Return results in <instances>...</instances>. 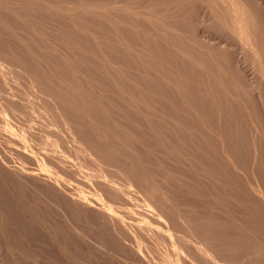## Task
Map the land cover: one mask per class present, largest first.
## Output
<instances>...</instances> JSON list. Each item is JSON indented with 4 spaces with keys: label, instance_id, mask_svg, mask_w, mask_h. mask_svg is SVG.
<instances>
[{
    "label": "rangeland",
    "instance_id": "obj_1",
    "mask_svg": "<svg viewBox=\"0 0 264 264\" xmlns=\"http://www.w3.org/2000/svg\"><path fill=\"white\" fill-rule=\"evenodd\" d=\"M182 1L0 0V59L7 63L6 81L18 84L17 88L4 91L9 101L0 102V109H5V116L0 115V129L4 122L12 124L13 121L19 126L15 125L17 133L35 135L32 145L38 156L48 155L60 146L63 150L64 147L55 158L58 163L52 162L50 166L60 172L69 168L65 176L72 180L79 181L76 170H81L80 174L82 170L92 171L91 177L94 178L100 171L96 166L106 159L103 165L114 182L148 186L152 192H145V195L154 200L159 209L167 210L169 203L175 208L176 217L171 221L174 219L175 224L180 225V218L182 221L190 218L192 225L188 234L198 232L201 240L211 246L212 252H217L216 256L218 254L228 261L231 247L227 245V239L231 234L232 221L239 216L246 220L249 213L246 193L252 180L246 182V179L253 174L251 163L255 150L250 142L252 140L243 133L242 117L238 118L241 115L234 108L237 111L233 109L234 123L237 124L234 129L238 137L232 141L231 148L241 160L240 168L246 177L240 179L238 173L224 167L227 160L221 156V142H211L210 134L204 133L201 125L197 127L199 123L195 116L202 114L208 117L204 118L206 121L209 119L212 128L216 127L217 112L210 90L221 91L222 101L229 105L230 99L222 89L231 86L228 90L233 91V85H224L225 81H219L224 74H229V62L225 64L229 60L222 55L224 50L222 46L218 47L219 41L214 35L220 32L219 27L215 22L207 23L206 15H203L204 0ZM216 1L222 6L220 0ZM250 1L253 3L248 0L246 5L244 2V10L249 7L254 12L264 11V0ZM263 22L264 17L260 24ZM159 45L160 48H157ZM201 47L206 54L208 52L207 56L200 54L203 52ZM154 51L162 54L161 57L167 52L168 56L160 60L159 54H151ZM167 59H171V63ZM206 59H209L213 69L206 67ZM198 60L202 61L201 64ZM220 61L227 66L226 69L218 63ZM165 64L175 75L176 81H170L171 84L165 75L162 76L163 72L169 71ZM18 72L20 75L16 77ZM207 72L211 77L206 78ZM33 77L43 83L41 90L27 89L25 83ZM179 80L184 83L183 86L178 83ZM177 85L188 93L184 92L186 98L180 97L181 101ZM0 95L3 96V93ZM184 101L186 106H183ZM40 106L43 112L37 114ZM17 112L23 114L20 116ZM58 136L60 139L50 146L49 139H57ZM66 145L73 148L69 151ZM0 148L1 152H9L13 143L6 140ZM257 149L260 153L264 152V145ZM65 154L73 161L71 168L60 165V155ZM34 157L21 156L19 159L9 155L6 156L7 164H0V217H5L3 223L0 218V264H144L124 244L126 249L108 219L69 204L63 195L46 188L44 183L32 181L34 177L29 179L14 174L17 170L14 171L13 166L18 164V160L30 166L35 162ZM198 160L209 165L204 169L196 168L194 162ZM257 161L255 182L264 185V158L263 162ZM96 188L93 193L98 190ZM114 194V190L109 191V195ZM158 195L168 199L167 205L158 202ZM162 196L160 198L164 199ZM139 232L147 236L143 228ZM155 242L157 246L150 242L148 248L152 263L176 264L174 247L167 242L165 244L169 246L165 247L161 240ZM186 245L190 246V243ZM190 253L198 255L193 251ZM200 260V264H214L211 260Z\"/></svg>",
    "mask_w": 264,
    "mask_h": 264
},
{
    "label": "bare ground",
    "instance_id": "obj_2",
    "mask_svg": "<svg viewBox=\"0 0 264 264\" xmlns=\"http://www.w3.org/2000/svg\"><path fill=\"white\" fill-rule=\"evenodd\" d=\"M185 1L186 0H184V2ZM245 1L244 0H220V4L222 6H219L217 4L216 0H204L203 1V3L205 4V10L203 11V13H204L203 15L204 16L206 15L207 23L209 22V24H211V22H213V23L215 22L216 25L219 27L220 32H217L218 34H214V35H216L215 38L220 43V44L218 43V47L220 48V46H222V48L224 50L222 52V55L227 57V59L229 60V61L225 60L227 62L225 64H228V62H229V64H228L229 67H227L226 65L224 66V64L221 61H220L221 63L218 62L219 64H223L225 69H226V67L230 69L229 74H224L222 80H219V81H223V83L225 81L226 84H224V85H227V83L233 85L231 90L233 89L234 92L228 90V88L231 86H229L226 89L224 87L223 83L221 84L223 86V88H225L222 90L224 91V93H226V95L230 99V104L228 105V104H224V102L222 101V98H224V97H223V94H221V91H215L216 89L214 87H213L214 91L210 90V97L214 103L213 107H215V110L217 112L216 113L217 114V116H216V118H217L216 127L214 126V128H212L213 125L211 126L209 124V122H208L209 119L207 121L205 120V118L207 116L205 117L204 114H202V116H197V115L195 116V119L199 123V124H197V127L201 125V129H203V132L205 133V131H206L210 134V136H211L210 140H212L211 142H214L216 144H217V140H219V142H221V148H222V152H223L221 154V156L227 160L224 167L228 168V170L229 169L233 170L232 172H234V173L236 172V174L238 173L239 176H241V177H239L240 179H244V178L246 179V177H244L245 175H243L244 173L241 170L242 168H240V166H241V163L239 162L240 159H238V157L233 153L234 149L231 148L233 146L232 141H235L234 139L236 137H238V132H236L237 130L234 129V126L237 125V124L235 125V123H234L235 122L234 121L235 118L233 117V115H234L233 109L234 108H236L239 112L238 114L241 115L238 118L240 119L242 117V120H241L242 126L244 125V128H245V129L243 128L244 129L243 133L246 134V138H248V139L250 138V140H252L250 142H251V144L255 150V152L253 154L254 158L252 159L253 163H251L252 164V170L254 168L253 174L251 175V177L249 176L246 179V182H249L252 180V183H249V185H248V193H246L248 196V199H249V206H250L248 208L249 213H248V217L246 218V220L241 219L242 217L239 216L238 218L233 219V221H232L231 234L229 236V239H227L228 240L227 245H230L229 247H231L230 248L231 251L227 250L228 252L230 251V253H231V257H230V259L228 258L229 259L228 261H226L225 259L224 260L221 259L218 256V254L216 256L217 252H214V251L212 252L211 246H209V244H207L205 241L201 240V238H200L201 235H199L198 232L197 233L194 232L190 235L188 234L189 233L188 231L192 225V223H191L192 221L190 222L191 219L189 217H188L189 220L186 219L183 221L180 218V220H181L180 225L175 224L174 219H172V221L170 220L171 218L176 217V214L174 211L175 208L170 207L171 206L170 203L168 205L166 204L167 202H169L168 199H166V197L161 195L162 197H164V199H163V198H160L161 197L160 195H158V199H159L158 202L162 203L164 205L165 204L167 205V210H163V209L161 210L154 203V200L151 201V198L148 197L147 195H145V192H152V191L148 190L149 189L148 186L137 187V186H135V184L133 185L132 183L114 182L115 180L112 178L110 173L105 169L106 167L103 165L104 160H106V159L102 160L103 163L100 162L101 165H99L100 164L99 163L98 164L99 166H96V167H99L100 173L97 172L98 174H95L94 178L91 177L92 171L90 173V171H87V170L85 172L82 170L83 173H81V174H80L81 170L80 171L76 170L77 171L76 175L79 176V177L77 176V179L79 181L72 180V179L65 176L68 174L67 172H68L69 168L65 169L66 171L62 170V172H60L59 170L54 171L52 166H50V163H52V162L56 163L57 162L55 160V158H57V154H60V152H62L64 150V147L62 148L63 150H60V147H61L60 146L59 148L54 149V151L48 155H43V156L39 155L38 156L37 155L38 153L35 154L37 150L36 149L34 150V147L32 145V141L35 140V135H33V134L28 135V134H26V132H24L25 134L17 133L15 130V127H16L15 125H17V124L14 123L12 121V119H11L12 124H10V123L4 124L5 122L4 123L2 122L3 126H2V129H0V136L1 135L4 136L3 138H2V136L0 137L1 138L0 139V146H1V144H5L6 140L13 143V149H11L9 152L8 151L6 152V150H4V149H3L4 150L3 152L0 151V164H7L6 162L8 160L6 159V156H9V155L17 157L19 159H21V156H27V157L28 156L29 157L35 156L34 157L35 162L32 163L30 166L17 159L18 164L14 163L16 165L13 166V167L17 168V169L14 168V171L17 170V171H15L16 173H14V174L21 175V176H23L25 178H29V179L34 177V178H32V181H36V182L39 181L41 183H44L43 186H45L46 188H49L50 190H55L56 192L60 193L61 196L63 195L68 200L69 204L73 203V205L75 204L78 207L85 209L86 211L90 210V213L92 211H94L93 213L96 212L95 214H97V215L94 214L95 216H98L100 214L99 216L102 219H104V218H105V220L108 219V222L110 221L111 228L114 229V231L116 232V236L118 237V239L123 243V245L125 244L129 248L128 249L124 245L126 247V249H128V251L131 250L133 256L138 258L144 264H154L149 259V258H151V257H149L150 256V253H149L150 250L148 249V248H150L149 243L153 242V244L156 245L155 241L159 242L160 240L164 241V244H165V242H167L172 247H174V255H175L176 264H200L201 263V262L199 263L200 259L211 260V261H213L214 264H264V185L258 184V182H255L257 180V176H256L257 172L255 171V167L259 163L257 160H260V162H263V158H264V152L260 153V152H258V149H257L258 146L264 145V22L262 24H260V21H262L263 17H264V11L261 10L262 12H257L258 10L257 11L255 10V12H254V10H250L249 7H247V9L244 10L243 9V8H245V6H243L244 2L246 3V5L248 3V0H245ZM249 2L251 4L252 1L249 0ZM254 2H257V0H255ZM187 5H188V2H187ZM248 8H249V10H248ZM253 9H254V6H253ZM257 9H258V7H257ZM260 18L262 20H260ZM157 20H159V19H157ZM192 21H194V20L192 19ZM174 25L176 26V24H174ZM207 26H208V24H207ZM218 27H216V30H218L217 29ZM179 28H181L180 25H179ZM188 30H190V29H188ZM191 30H193V29L191 28ZM208 30H209V27H208ZM177 32H179V31H177ZM221 32H223V33H221ZM206 33H207V31H206ZM212 33H214V32H212ZM212 33L210 32V34H212ZM167 34H169V32ZM169 35H171V34H169ZM176 35H178V33ZM153 36H155V34ZM179 36H180V34H179ZM204 37L206 39L208 38L205 35H204ZM154 41H152V42H154ZM205 41L208 42L207 40H205ZM202 43H204V42H202ZM166 44H167V42H166ZM153 45L155 46L156 44H153ZM163 45H164V42H163ZM177 45H176V47H177ZM207 45H209V44H207ZM171 47H172V45H171ZM171 47H170V49H171ZM155 48H153V49L155 50ZM157 48H160V45ZM164 48H165V46H164ZM206 48H207V46H206ZM170 49H168V51ZM156 50H158V49H156ZM204 50L205 49H203V52H201L200 54H202V53L206 54L204 52ZM165 51H167V50H165ZM208 51L210 52V50H208ZM172 52H173V50H172ZM185 52H187V51H185ZM154 53H155V51L151 54H154ZM156 53H157V55L159 54L158 51H156ZM166 54H167V52L164 55L166 56ZM207 54H208V52H207ZM207 54L205 56H207ZM154 55H151V56H154ZM157 55L155 57H157ZM161 55H160V60L165 57V56L161 57ZM149 56H150V54H149ZM202 56L204 57L203 54H202ZM214 56L215 55H213V57ZM219 57H220V55H219ZM149 58H151V57H149ZM172 58H174V57H172ZM157 59H158V57H157ZM214 59H216V58H214ZM160 60H159V64H160ZM164 60H165V58H164ZM170 60L171 59H167L166 61L169 62ZM206 60L208 63V66H206V67L212 68L211 65H209V64H211L208 61L209 59H206ZM154 61H156V58ZM172 61H174V60H172ZM198 61H200V60H198ZM201 62L202 61H200V64H201ZM170 63H171V61H170ZM20 64H22V63H20ZM20 64L18 66H20ZM205 64H206V62H204V65ZM212 64H214V63H212ZM165 65L167 68L168 67L167 64H165ZM169 66H171V65L169 64ZM198 67H200V66H198ZM213 67L216 68L215 65ZM204 68L202 67L201 69H204ZM219 68H220V66H219ZM6 69H7V63L5 64V62L0 59V93H3V96L0 95V102H2V103H3L2 100H8L9 101V97H6V94L4 93V91L18 87V84L15 85L14 82H9V81L7 82L6 81L7 80L6 79L7 74H5ZM167 69H169V67ZM212 69H210V70L212 71ZM205 70H206V68H205ZM18 71H19V69H18ZM170 72L171 71L169 69V71L167 73L163 72L162 76L165 75V78L171 84V82L176 81V79L174 77L175 75L173 76V74H171ZM215 73H217V72L215 71ZM22 74H23V72H22ZM159 74H161V73H159ZM211 74H212V72H211ZM19 75L20 74L18 72L16 77H19ZM207 76L211 77L210 73L207 72L206 78H208ZM185 79H186V77H185ZM202 79H204V78L202 77ZM211 80H213V79H211ZM219 81H218V83H219ZM209 82L210 81H208L207 83H209ZM213 82H214V80H213ZM178 83L182 84V82H180V80ZM216 83H217V80H216ZM181 84H179V85H181ZM183 84H182V86H183ZM25 85H26L27 89H29V90L34 89V88H36V89L38 88L41 90V86L44 87L43 83L40 82L39 79L36 77L30 78L28 80V82L25 83ZM212 86H210V87H212ZM215 86H217V84ZM184 88H187V87H184ZM36 89H34V90H36ZM155 89H157V88H155ZM188 89H190V88H188ZM177 91L179 94V99H180V97H183V96L185 97V95H184L186 93L185 89L183 90V88H181L180 86L177 85ZM215 92H217V94H215ZM186 94H188V93H186ZM221 95H222V97H221ZM198 96H199V94H198ZM16 98H18V97H16ZM181 99H180V101H181ZM187 99H189V98H187ZM52 100L53 99H51V101ZM27 101H31V99H27ZM54 102H56V101H54ZM178 102H179V100H178ZM188 102H190V101H188ZM56 103L54 105H56ZM158 103H161V102L159 101ZM185 103H186V101H184V104L182 103L183 106L185 105ZM4 104H5V102H4ZM15 104H16V102H15ZM21 104H22V102H21ZM8 107H10V106H8ZM56 107L57 106H55V108ZM169 108H170V106H169ZM9 109H11V108H9ZM18 109H20V107ZM37 109L38 110L36 111V113L42 114L43 107L40 106ZM3 111H5V109L1 108L0 109V115L5 116V114H3ZM56 111L58 112V110H56ZM56 111H54V112H56ZM234 111L237 112L235 109H234ZM253 111H255L256 113L255 114L252 113ZM15 112H16V110H15ZM196 112H197V110H196ZM200 112H202V110H200ZM20 113H22V112H20ZM210 113H212V112H210ZM18 114H17V116H18ZM199 114H201V113H199ZM253 114L255 115V117L253 116ZM3 118H5V117H3ZM17 120H19V119H17ZM30 121H32V119ZM213 121H215V120H213ZM32 122H30V123H32ZM88 125H87V127H89ZM56 126L59 127L58 125H56ZM87 127L85 126L84 128H87ZM53 128L55 129V127H53ZM57 132H58V130H57ZM200 133H202V132H200ZM51 138L49 139V145L53 146L54 141L58 140V138L60 139V136L56 137L57 139H53V138L51 139ZM71 141H70V143L72 144ZM202 142L204 143V141H202ZM196 145H197V143H196ZM65 147H67L69 149V151H70V149L73 148L69 145H66ZM40 149H42V148H40ZM166 150H167V148H166ZM42 152H44V151H42ZM46 152H48V151H46ZM94 152H95V150H94ZM99 153H98V155H99ZM215 153H216V151H215ZM85 154H87V153L85 152ZM165 154H167V153H165ZM210 154H212V153H210ZM70 158L71 157H69V155H67V154L60 155V160H59L61 162L60 165H65L64 168H66V167L71 168L72 164H70V163H73V161ZM201 158H203V156ZM178 161L180 162V160H178ZM201 161H199V160L195 161L194 163L196 165H194V167L196 166V168H203L204 169V167L206 168V166L209 165V163H206L204 161L201 162ZM9 165H10V163H9ZM10 167H9V169H10ZM216 167H218V166H216ZM92 168H95V167H92ZM97 171H98V169H97ZM124 171H125V169H124ZM124 171H123V173H124ZM125 173H127V172H125ZM21 180H22V178H21ZM95 188L98 190H96V191L94 190V193H93L92 191ZM101 189L104 191H102ZM112 190L115 191V194L113 196L109 195V191H112ZM156 201H157V199H156ZM78 213H80V212H78ZM2 215H4V214H2ZM0 218L2 219L1 223H3L5 221V217H0ZM197 222H198V219H197ZM142 228L144 229V231L147 234L146 237L143 235V233L139 232V230H142ZM224 229H225V227H224ZM225 230H227V228ZM110 231H111V229H110ZM197 231H199V230H197ZM200 232H201V230H200ZM147 237L151 238L152 241L150 239H148ZM209 240H211V239H209ZM189 243H190V246H187V245L185 246V244H189ZM153 244H151V245L153 246ZM158 244L160 245L161 243H158ZM167 246H169V245H167ZM167 246L165 244V247H167ZM171 246H170V248H171ZM169 249H168V251H169ZM190 250L193 252H196V253H194L195 255L196 254H198V255L193 256L192 255L193 253L191 254ZM217 250H219V249H217ZM131 252H129V253L131 254ZM224 252H225V250H224ZM169 254H170V252H169ZM197 256H198L199 260H198ZM227 256H229V255L227 254ZM223 258H225V257L223 256ZM202 262H204V261H202ZM207 264H208V262H207Z\"/></svg>",
    "mask_w": 264,
    "mask_h": 264
}]
</instances>
